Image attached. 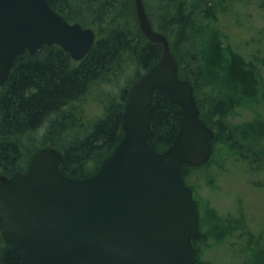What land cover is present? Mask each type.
Masks as SVG:
<instances>
[{"label":"water","instance_id":"95a60500","mask_svg":"<svg viewBox=\"0 0 264 264\" xmlns=\"http://www.w3.org/2000/svg\"><path fill=\"white\" fill-rule=\"evenodd\" d=\"M135 7L142 34L163 52L129 90L123 137L113 153L94 174L72 178L61 170V151L47 147L26 173L0 176V232L21 252V264L198 260L199 216L183 170L209 162L215 134L200 117L193 84L179 77L169 41L153 29L143 0H135ZM95 41L94 29L66 21L49 0H0V87L27 53L58 45L81 61ZM157 94L182 110L178 134L163 152L151 144Z\"/></svg>","mask_w":264,"mask_h":264},{"label":"trees","instance_id":"16d2710c","mask_svg":"<svg viewBox=\"0 0 264 264\" xmlns=\"http://www.w3.org/2000/svg\"><path fill=\"white\" fill-rule=\"evenodd\" d=\"M238 1L163 0L166 5L158 17L159 24L144 7L153 29L169 41L179 77L194 86L200 117L215 132L213 154L220 143L226 157H237L248 170L257 172L258 159L264 155V146H259L264 142V117L254 112L251 122L237 127L228 123L238 106L264 104V87L256 66L225 46L216 26L209 29L200 50L194 46V39L199 38V12L194 7H203L204 15L213 22L224 4ZM49 2L66 21L85 28L96 26V41L81 61L55 45L43 48L36 56L27 53L16 62L5 86L0 87V175L12 177L25 172L31 159L46 147L61 151V170L69 177L84 178L97 172L123 137L122 115L130 88L162 56V45L147 39L140 30L135 0ZM260 8H264V0H260ZM206 88H210L208 92ZM151 118V144L163 152L178 134L182 110L157 94ZM210 161L199 168L185 166L183 178L189 187L196 190L190 176L206 171ZM243 222V216L234 220L231 236L243 233ZM247 229L244 231L252 238L247 247L252 248L253 257H262L260 241L253 235L259 228L249 223ZM221 231L218 228L219 235ZM201 239L195 242L196 264H200ZM21 259V252L5 244L0 232V264H21ZM258 260L257 264H264Z\"/></svg>","mask_w":264,"mask_h":264},{"label":"rangeland","instance_id":"374dc122","mask_svg":"<svg viewBox=\"0 0 264 264\" xmlns=\"http://www.w3.org/2000/svg\"><path fill=\"white\" fill-rule=\"evenodd\" d=\"M144 4L151 19L159 24L158 17L166 3L163 4V0H144ZM223 7L221 12L216 13L217 18L213 22L204 15L203 7H194L199 12L196 21L199 38L194 39L195 50H200L208 39L209 29L218 27L225 46L254 62L264 87V8H260V0H239L234 5L228 3ZM209 89L206 88L205 92ZM254 112L264 117V104L248 102L238 106L230 113L228 123L237 127L251 122L256 116ZM259 146H264V142ZM258 164L259 170L251 172L245 162L237 157H226L219 143L204 171L206 178L201 171L191 174V182L196 187L195 199L203 235L198 245L200 264H257L258 259L264 262V155L258 159ZM242 216L243 233L239 235L237 232L233 237L230 235L233 222ZM212 221H218L217 225ZM249 223L259 228L258 231L253 230V235L255 240L260 241L262 257H253L252 248L247 247L252 238L247 235L249 231L244 230H249ZM218 228L222 230V235H219Z\"/></svg>","mask_w":264,"mask_h":264}]
</instances>
